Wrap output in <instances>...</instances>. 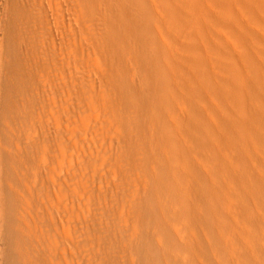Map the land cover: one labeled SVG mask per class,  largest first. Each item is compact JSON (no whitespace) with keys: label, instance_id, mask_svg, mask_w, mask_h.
<instances>
[{"label":"rangeland","instance_id":"374dc122","mask_svg":"<svg viewBox=\"0 0 264 264\" xmlns=\"http://www.w3.org/2000/svg\"><path fill=\"white\" fill-rule=\"evenodd\" d=\"M167 1L169 8L161 0H0L1 71L14 32L30 82L28 96L17 102L35 106L27 131L39 138L52 113L62 124L59 185L66 226L75 186L96 193L100 184L105 192L121 187L120 223L134 235L138 206L147 197L161 199L162 213L173 222L169 234L182 249L166 254L169 264H264V6L199 0L192 8ZM207 13L214 20L195 29L194 17ZM53 103L60 104L53 109ZM135 111L140 127L130 122ZM35 149L25 166L33 196L29 224L37 241L45 236V246L40 210L48 206L38 199L52 176L42 155L51 149L45 141ZM208 187L213 201L203 192ZM171 206L184 208L188 221L179 225ZM142 213L148 214L144 207ZM197 223L214 227L205 235ZM67 237L60 243L63 261L77 264V245ZM37 241L33 264L40 258ZM199 241L210 246L206 255Z\"/></svg>","mask_w":264,"mask_h":264},{"label":"bare ground","instance_id":"6f19581e","mask_svg":"<svg viewBox=\"0 0 264 264\" xmlns=\"http://www.w3.org/2000/svg\"><path fill=\"white\" fill-rule=\"evenodd\" d=\"M183 2L192 8H199L197 5H200L199 0H183ZM243 2L252 6V9H261L264 6V0H244ZM161 3L166 8L170 6L167 0H161ZM215 5L216 2H212V7ZM208 20H214L208 13L203 19L194 17L192 26L199 30L202 24ZM151 21H154L153 18ZM14 34L13 32L7 44L4 70L1 71L0 66V87L3 86L2 89L0 88L2 90V97L0 96L2 98L0 109V264H33L32 256L35 253L32 250V243H35L37 238L32 235L30 230L33 196L26 179L25 166H30L31 159L28 154L37 153L35 148L39 141H45V144L48 143L51 149L50 154L44 151L42 155L49 160L52 176L49 177L48 182H43L45 192L38 199L40 204L48 206L47 210H40L42 222L39 225L41 233L44 231L47 236V245L42 246L45 236L41 235L39 242L37 241L39 247L36 251L40 258L35 264H70L66 260L63 261V248L62 251L60 249V243L64 244L62 239L64 235L68 236V243L71 242V237H74V242L77 245V264H169L166 254L176 253L182 249L177 239L169 234L168 228L173 226V222L162 213V202L158 196L149 198L145 195L148 198L145 199L146 203L136 209L134 235L129 228L120 223L119 206L120 202L124 200L120 194L121 187H109V192H105L104 186L100 184L99 191L96 193V190L90 191L80 183L78 187L75 186L73 198L71 197L68 202H74L72 205L74 213L71 211L67 213V226L61 222L63 200L59 185L60 157L58 150L61 147L60 139L63 137L62 124L58 119V114L52 113L50 117L48 116L49 119L46 116L47 121H43L50 126L42 130L43 134L39 138L27 131L32 121L30 118L32 112L30 111L35 106L30 103L17 102L21 96H28L30 82L27 76L29 67L21 57V53L17 51ZM55 91L58 90L55 89ZM53 104L52 108L56 109L60 103ZM137 104L138 108H142L139 103ZM43 113L45 112L43 111ZM139 113L138 111L133 112L130 118V122L138 127H140L139 117H141ZM45 118L44 120H46ZM38 119L36 122L41 121ZM135 121L137 122L135 123ZM41 123L39 124L41 125ZM166 146L171 153H175L177 147L174 142L168 140ZM142 152V149L139 150V154ZM39 153H41L40 149ZM82 153L83 150L76 146V156L81 158ZM75 170L80 172L82 167L78 166ZM122 172L127 175L129 169L125 166L122 168ZM203 192L206 199L210 198L208 201H213L216 197L210 187L205 188ZM108 197L111 198L112 203L102 201V198ZM208 204L210 205L209 202ZM211 206L213 208L214 206L212 204L209 206L212 211ZM142 207L148 214L142 213ZM171 209L174 210V216L178 218L175 221L179 225L188 221L184 208L180 211V207L171 206ZM177 211H180L179 216L176 215ZM160 224L161 226H158ZM197 226L204 231L203 234L207 235L208 228L211 229L214 224L200 225L197 223ZM152 230H156L153 235L151 234ZM124 231L126 237L122 239ZM182 233L185 236V231ZM199 242L201 244H198L203 248V255H206L204 253H207L210 246H203L204 241ZM184 250L187 253L200 254L205 259L202 252L189 251L187 245H184ZM202 257L201 259H203Z\"/></svg>","mask_w":264,"mask_h":264}]
</instances>
